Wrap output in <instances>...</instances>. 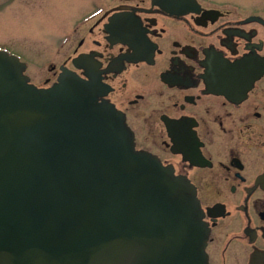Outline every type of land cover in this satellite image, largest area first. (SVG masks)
I'll return each mask as SVG.
<instances>
[{
	"label": "flooded vegetation",
	"instance_id": "flooded-vegetation-1",
	"mask_svg": "<svg viewBox=\"0 0 264 264\" xmlns=\"http://www.w3.org/2000/svg\"><path fill=\"white\" fill-rule=\"evenodd\" d=\"M71 1L58 62L29 82L97 83L135 149L194 188L207 264H264V0Z\"/></svg>",
	"mask_w": 264,
	"mask_h": 264
},
{
	"label": "water",
	"instance_id": "water-1",
	"mask_svg": "<svg viewBox=\"0 0 264 264\" xmlns=\"http://www.w3.org/2000/svg\"><path fill=\"white\" fill-rule=\"evenodd\" d=\"M25 70L0 50V264H207L194 188L135 149L98 84Z\"/></svg>",
	"mask_w": 264,
	"mask_h": 264
},
{
	"label": "rangeland",
	"instance_id": "rangeland-1",
	"mask_svg": "<svg viewBox=\"0 0 264 264\" xmlns=\"http://www.w3.org/2000/svg\"><path fill=\"white\" fill-rule=\"evenodd\" d=\"M74 10L71 0H0V49L26 65L31 82L43 85L51 63L58 62L57 42L69 36L61 33V17Z\"/></svg>",
	"mask_w": 264,
	"mask_h": 264
}]
</instances>
